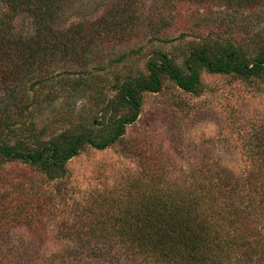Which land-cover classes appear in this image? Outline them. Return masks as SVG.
<instances>
[{"label": "trees", "instance_id": "1", "mask_svg": "<svg viewBox=\"0 0 264 264\" xmlns=\"http://www.w3.org/2000/svg\"><path fill=\"white\" fill-rule=\"evenodd\" d=\"M75 1L0 0V167L21 162L50 182L65 180L67 163L86 146L104 150L119 141L126 127L139 118L144 93L160 92L166 79L195 95L203 90L201 75L205 70L264 83V36H253L245 44L235 38L236 34L215 29L212 36H196L198 46L186 53L182 66L177 62L178 55L154 51L147 74L128 75L117 86L116 97L101 111L107 118L93 123V128L57 134L48 126L38 128L33 113L24 115L35 101L15 97L13 92L17 86L28 87L37 97L36 86L57 77L42 76L54 60H92L101 47L131 42L141 35L149 16L154 15V40L164 45L187 36H171L169 32L185 23L188 16V27L193 26L190 14L194 10L264 7V0H116L96 19L62 26V7ZM19 11L34 15L35 28L29 35L14 29L13 20ZM142 49L121 52L118 57L95 63L93 68L106 70ZM73 83L85 84L86 79ZM13 96L18 98L20 114L12 110ZM13 138L15 141L10 142ZM258 144L264 165V139ZM261 172L243 177L209 170L190 181L188 187L174 184L171 189L167 182L165 189L127 194L130 201L125 205L95 214L92 231L101 241L93 245L94 253L73 255L69 260L72 264H78V260L83 261L80 264H140L141 260L142 264H264ZM42 200V204L49 201L48 197Z\"/></svg>", "mask_w": 264, "mask_h": 264}, {"label": "rangeland", "instance_id": "2", "mask_svg": "<svg viewBox=\"0 0 264 264\" xmlns=\"http://www.w3.org/2000/svg\"><path fill=\"white\" fill-rule=\"evenodd\" d=\"M115 1L77 0L62 7L59 23L70 26L96 19ZM236 10L222 6L194 10L190 14L193 26L188 27V16L169 32L187 36L164 45L154 40V15L149 16L141 35L131 42L101 47L92 60H54L42 76L57 77L36 86L37 97L22 86H17L13 95L35 101L24 115L33 113L38 128L48 126L55 134L93 128V123L107 118L101 111L116 97L117 86L128 75L147 74L154 51L178 55L182 66L186 53L198 46V35L212 36L215 29H221L236 34L245 44L253 36H264V7ZM13 24L15 31L29 35L35 28L34 15L19 11ZM140 47L141 53L134 52L106 70L93 68L97 62ZM83 77L85 84L73 83ZM201 80L199 95L184 91L169 79L160 92L144 93L140 116L126 127L123 137L104 150L86 146L67 163L68 175L61 182H50L21 162L1 166L0 264H72L71 256L94 253L93 245L101 241L92 231L95 214L125 205L130 201L127 194L164 188L167 182L171 189L174 184L188 187L203 171L225 170L243 177L264 171L257 148L264 139V83L206 70ZM14 96L12 110L20 114ZM47 197L49 201L42 204Z\"/></svg>", "mask_w": 264, "mask_h": 264}]
</instances>
